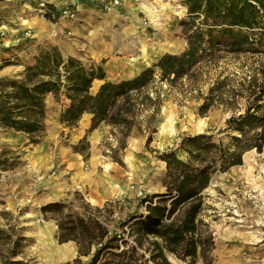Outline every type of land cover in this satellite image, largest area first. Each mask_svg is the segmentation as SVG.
I'll return each mask as SVG.
<instances>
[{
    "label": "rangeland",
    "instance_id": "rangeland-1",
    "mask_svg": "<svg viewBox=\"0 0 264 264\" xmlns=\"http://www.w3.org/2000/svg\"><path fill=\"white\" fill-rule=\"evenodd\" d=\"M57 1L0 0L1 59L4 55L12 62L27 63L36 36L41 38L39 46L50 43L51 36L59 37L67 44L68 53L85 65L102 58L105 78L114 81L131 77L162 52L176 53L184 46L177 23L185 12L181 0H123L108 8L100 3L93 7L86 2H67L63 6L73 11V17L59 14L62 6L56 7ZM48 4L57 8L54 13L46 11ZM36 24L42 31L30 33ZM17 37L21 39L12 41ZM11 42H15L13 46ZM142 49H146L147 59L132 69L131 61L145 58ZM249 67L264 68V56L222 57L216 66L195 70L170 87L159 84V111L150 123L143 117L146 111L140 113L125 147L117 153L121 164L108 156V144L114 146L112 135L103 142L105 134L94 144L90 139L86 163L72 152L69 145L77 141L81 131L61 128L57 118L64 101L54 102L50 96L44 100L46 129L38 142L30 143L24 134L0 129V153L14 162L11 169L0 170V264L8 258L25 264H62L74 257H68L67 252L63 255L67 248L54 239L53 219L41 217L39 207L47 202L62 201L78 212H83V203L104 206L99 218L108 229L120 232L116 222L137 209L143 210L138 204L142 194L160 189L164 163L157 158L158 153L174 148L183 134L215 132L229 114L242 110L241 97L235 98L231 109L225 103L228 101L216 99L200 116L196 107L201 100L190 97L187 90L200 86L205 91L222 69L238 81L241 70ZM22 70V65L0 67V77H18ZM98 84L94 80L90 92ZM166 112L174 116L170 123L165 121ZM147 135L150 141L146 144ZM177 156L183 158L181 152ZM201 199L198 217L211 240L206 254L209 264H264V150H248L240 164L215 171ZM12 252L17 255L9 257ZM86 259L81 257V261ZM167 259L170 264H203L200 259L187 263L173 255H167Z\"/></svg>",
    "mask_w": 264,
    "mask_h": 264
},
{
    "label": "trees",
    "instance_id": "trees-1",
    "mask_svg": "<svg viewBox=\"0 0 264 264\" xmlns=\"http://www.w3.org/2000/svg\"><path fill=\"white\" fill-rule=\"evenodd\" d=\"M181 4L185 12L177 23L183 48L176 53L162 52L131 77L107 80L102 58L85 65L50 43L38 47L31 63L3 58L0 67L14 63L23 65V70L18 77H0V129L24 134L30 143L38 142L46 129L44 100L50 96L54 102L64 101L57 118L61 128L71 131L83 113L90 114L84 134L69 145L72 152L86 163V136L103 122L109 126L103 142L110 135L114 138V146L108 144V156L121 164L117 153L125 147L140 113L146 111L143 117L150 123L159 111V84L170 87L195 70L216 66L222 57L264 56V0H181ZM224 71H217L205 91L196 86L187 92L201 100L196 107L200 116L216 99L228 101L225 103L231 109L235 98L241 97V112L229 114L213 133L183 134L174 148L159 152L157 158L164 163L162 189L142 194L138 204L143 210L116 222L120 232L108 229L99 218L104 206L83 203V212H78L62 201H51L39 207L42 218L54 221L56 242L74 244L75 256L62 264H170L167 255L187 263L198 259L210 263L206 256L211 249L209 232L198 217L201 193L215 171L240 164L248 150H264V68L241 70L238 81ZM94 80L101 82L90 92ZM149 141L147 135L145 143ZM13 165L1 152L0 170ZM15 255L12 252L9 257ZM86 256L88 259L81 261ZM5 264L25 263L8 258Z\"/></svg>",
    "mask_w": 264,
    "mask_h": 264
},
{
    "label": "crops",
    "instance_id": "crops-1",
    "mask_svg": "<svg viewBox=\"0 0 264 264\" xmlns=\"http://www.w3.org/2000/svg\"><path fill=\"white\" fill-rule=\"evenodd\" d=\"M56 2V1H55ZM64 2V3H63ZM63 2H61V0H58L57 1V6L56 7H61V6H63L65 3H72V4H79V3H84V2H86L87 4H89V5H92L93 7H95V6H97V4L95 5H93V4H91V3H89L87 0H63ZM123 3V2H122ZM50 5V4H49ZM55 5V4H54ZM51 6V5H50ZM47 9H49V10H55L56 11V9L57 8H55V7H53V6H51V7H48ZM88 9V7H84V10L86 11ZM38 25H39V28H38ZM51 25V24H50ZM31 32L30 33H40L42 30H41V25L40 24H36V25H34V26H31ZM34 35V34H33ZM39 36H36L35 37V39L32 41V43H31V46H32V52L30 53V54H27V63H31L32 62V57H33V55L36 53V51H37V49H38V47H39V42H40V39L41 38H38ZM18 39H21V38H19V37H17L16 39H12V41H14V40H18ZM49 41H50V44H53V45H56L62 52L64 51V52H66V54L67 55H70V56H72L70 53H68V49L66 48V45L67 44H65V42L64 41H62L59 37L57 38V37H53V36H51L50 37V39H49ZM15 42H11V46H13V44H14ZM5 45H7V44H5ZM0 47H2V46H0ZM10 46H8L7 47V49L9 48ZM0 49H2V48H0ZM3 58L5 57L4 55L2 56ZM0 60H2L1 58H0ZM139 64H140V62L139 63H133L132 65H131V63H130V65L132 66V67H135V68H137V66H139ZM13 65H18V64H9V65H6V66H4V67H2V69H4V68H6V67H10V66H13ZM23 66V65H22ZM12 71V70H11ZM9 76V75H8ZM106 79V78H105ZM96 81H98L99 83L101 82L100 80H96ZM89 117H90V114H88V113H83L82 115H81V117H80V119L78 120V122H77V126L75 127V128H77V129H79L80 131H81V133L79 134V136L81 135H83L84 134V131H85V129L88 127V125H89ZM75 128H73V129H75ZM108 130H109V126L107 125V124H105V123H103V122H99L98 124H97V126L94 128V129H92L88 134H87V136H86V139H87V141H88V144H90V139H91V143L92 144H94L95 142H96V140L97 139H99L100 137H102L103 135H107V132H108ZM105 135V136H106ZM80 136V137H81ZM104 136V137H105ZM79 137V138H80ZM162 188L160 187V189L159 190H161ZM159 190H157V191H159ZM137 212H140V210H138L137 209ZM69 243H71V245H68L67 243L66 244H61L60 246H63V247H65V248H67V251H65L64 249H63V255L64 254H66V252H67V256L68 257H70V256H72L73 254H74V256H75V247H74V244L72 243V242H70V241H68ZM59 247V246H58ZM71 251V252H70ZM61 253V252H60ZM67 257V258H68ZM86 258L88 259V256H86ZM86 259V260H87Z\"/></svg>",
    "mask_w": 264,
    "mask_h": 264
},
{
    "label": "built area",
    "instance_id": "built-area-1",
    "mask_svg": "<svg viewBox=\"0 0 264 264\" xmlns=\"http://www.w3.org/2000/svg\"><path fill=\"white\" fill-rule=\"evenodd\" d=\"M89 3L91 4H102V6L104 8H108V7H113V6H118L121 1L123 0H87ZM48 13H54L53 11L55 10H46ZM59 14L65 16V17H73V11L71 9H69L67 6H62L59 10H58ZM139 193V192H138ZM140 194V193H139Z\"/></svg>",
    "mask_w": 264,
    "mask_h": 264
},
{
    "label": "bare ground",
    "instance_id": "bare-ground-1",
    "mask_svg": "<svg viewBox=\"0 0 264 264\" xmlns=\"http://www.w3.org/2000/svg\"><path fill=\"white\" fill-rule=\"evenodd\" d=\"M143 50V49H142ZM147 51H146V49H144L143 50V57H145V58H143L142 60H136V61H131L130 63H131V65L133 64V63H139V62H141V61H143V60H146L147 59ZM149 57V56H148ZM148 61V60H147ZM138 67V66H137ZM132 69H134L135 67H131ZM135 71V70H134ZM172 120H174V116H173V114L172 113H170V112H166V114H165V121H167V123H170ZM170 125V124H169ZM167 126V125H166ZM169 127V126H168ZM167 127H164V129H166ZM169 129V128H168ZM71 252V251H70ZM63 259H65V258H63Z\"/></svg>",
    "mask_w": 264,
    "mask_h": 264
}]
</instances>
